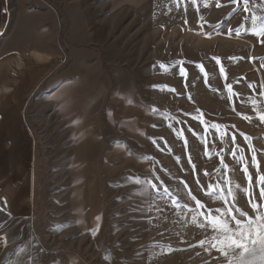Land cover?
<instances>
[{"label": "rangeland", "instance_id": "374dc122", "mask_svg": "<svg viewBox=\"0 0 264 264\" xmlns=\"http://www.w3.org/2000/svg\"><path fill=\"white\" fill-rule=\"evenodd\" d=\"M36 3L61 15L66 53L51 86L24 109L34 143V212L27 221L0 217L12 256L18 264L27 255L28 264H227L199 246L213 233L192 217L226 211L208 185L227 179L247 189L245 165L264 209V37L246 30L251 14L264 16V0H248L247 12L243 0ZM235 196L253 216L248 194Z\"/></svg>", "mask_w": 264, "mask_h": 264}, {"label": "crops", "instance_id": "0c3cea01", "mask_svg": "<svg viewBox=\"0 0 264 264\" xmlns=\"http://www.w3.org/2000/svg\"><path fill=\"white\" fill-rule=\"evenodd\" d=\"M39 6L36 0H0V206L6 203L0 217L10 221H27L34 212V143L24 109L51 86L66 53L61 15ZM4 236L9 242L0 247V264L20 263Z\"/></svg>", "mask_w": 264, "mask_h": 264}, {"label": "snow or ice", "instance_id": "6c2138e0", "mask_svg": "<svg viewBox=\"0 0 264 264\" xmlns=\"http://www.w3.org/2000/svg\"><path fill=\"white\" fill-rule=\"evenodd\" d=\"M232 2L237 3V0H232ZM192 3H196V0H192ZM219 6V3H217V7ZM242 6L243 10L247 12L248 0H243ZM237 11H239V8H237ZM246 19H248V17H246ZM250 20L251 27L249 29H246L249 34L256 36L257 38L264 37V16L251 14ZM230 34L231 30L229 31V35ZM236 35L239 36L240 33L236 32ZM208 38H210V34ZM261 42L264 43V40H262ZM214 59H216L217 64H220L218 58ZM161 67L164 66L162 65ZM198 67L200 68L201 73L204 74L205 79H207V73L205 72L203 65H198ZM220 72H224L222 66L220 68ZM180 74L185 77L187 76L186 69L184 67H180ZM164 87L167 88V86ZM226 87L230 96L237 95L233 93L232 86L230 84L226 85ZM168 90L175 91L174 89ZM189 99H191V97H189ZM153 111H155V109H153ZM109 115H111L110 112ZM202 115L203 114L201 113V117ZM244 119L251 120V117L245 116ZM258 119L261 122H264V113H259ZM201 123H204L202 118ZM153 127H155V125H153ZM212 127L216 128L217 130H219L220 128L219 125H213ZM225 134L226 133H222V136ZM177 136L178 138H182L183 131L180 130L177 133ZM231 140L232 143H235V136H232ZM245 141L249 142L250 138L245 137ZM153 143H155V139H153ZM185 146H187V140H185ZM232 156L234 159H237L235 152L232 153ZM242 159L243 157L238 158V160ZM189 162L191 163L190 159ZM252 163L253 166L258 168L255 150H253ZM221 166L224 169L225 173L229 171L227 165H225L223 162V157H221ZM194 167L195 166L193 165V168ZM241 170L244 172L248 180L247 189L242 188L238 184H233L230 180L227 179L224 180L222 185H208V195L210 197L221 200L225 204L227 210L224 211L221 209H216L215 214L212 211H207L206 214L201 212L198 215H194L192 217V220L193 223L197 225V227H208L213 233L210 240H201L199 242V246L204 247L205 244H208L212 249L219 252L223 257H225L227 264H264V209H262L261 205L255 201L254 194L249 191L252 187V177L248 173L247 166L245 165ZM207 175L208 173L205 172V176ZM136 182H139L138 178H136ZM258 183L264 184V175L259 176ZM149 184L152 190L156 189L157 186L155 184H152L151 182H149ZM164 191L165 193H168L167 188H165ZM239 191H243L248 194V205L254 212L253 216L248 215V213L244 212L236 206L235 193ZM260 195L261 198L264 199V188H261ZM189 196L193 201H195L196 209L199 210L205 208V205L201 203L200 200L196 199L195 196H192L191 192H189ZM230 201L231 203H229ZM173 203L175 204L176 202L174 201ZM2 211H6V203L5 205L0 206V212ZM237 213L239 215H237ZM8 242L9 241L6 236L0 237V247L7 246ZM22 250L23 249H21V251ZM105 258L109 260L111 259L110 256H106Z\"/></svg>", "mask_w": 264, "mask_h": 264}]
</instances>
